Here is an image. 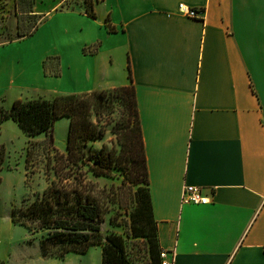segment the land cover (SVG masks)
I'll list each match as a JSON object with an SVG mask.
<instances>
[{"label": "crops", "instance_id": "obj_1", "mask_svg": "<svg viewBox=\"0 0 264 264\" xmlns=\"http://www.w3.org/2000/svg\"><path fill=\"white\" fill-rule=\"evenodd\" d=\"M66 1L34 0L33 34L0 43V99L131 82L159 248L174 264H264V0H94L95 17ZM185 185L210 202H182Z\"/></svg>", "mask_w": 264, "mask_h": 264}, {"label": "trees", "instance_id": "obj_2", "mask_svg": "<svg viewBox=\"0 0 264 264\" xmlns=\"http://www.w3.org/2000/svg\"><path fill=\"white\" fill-rule=\"evenodd\" d=\"M28 1L29 10L20 13L37 19L27 27L17 17L16 37L8 41L30 36L36 30L40 18L31 13L34 0ZM69 1L61 7H69ZM83 1L85 13L95 17L94 0ZM15 7L17 9L16 2ZM43 69L46 75H60L59 57H47ZM128 71L130 79L129 66ZM115 103L119 104L123 116V120L112 126L120 139V151L115 154L112 149L106 150L104 145L98 151H87L93 142L102 138V115L105 111L112 113ZM59 118H67L69 122L64 151L52 167L56 178L31 201L24 198L20 205L12 206L11 222L23 226L31 240H38L44 257L63 258L69 252L84 254L89 247L100 245L101 264H132L128 239H143L147 244L146 264H161L132 83L87 93L31 96L14 100L7 108L0 104V124L12 120L30 141L43 135L42 142L47 148L53 146V124ZM2 156L3 151L0 150V164ZM114 169L120 170L122 183L127 181L135 188L130 189L132 205L124 232L103 233L101 224L105 219V210L94 195L92 183L86 178L88 173L96 177H112ZM0 264L4 263L0 261Z\"/></svg>", "mask_w": 264, "mask_h": 264}, {"label": "rangeland", "instance_id": "obj_3", "mask_svg": "<svg viewBox=\"0 0 264 264\" xmlns=\"http://www.w3.org/2000/svg\"><path fill=\"white\" fill-rule=\"evenodd\" d=\"M56 1L58 0H38V4L44 8ZM69 2L72 7L83 3L81 0ZM28 6V0H0V43L16 37L10 33V28L17 17L23 26L27 27L37 19L20 13L22 10H29ZM53 56L58 55L48 57ZM0 104L9 107L5 100L0 99ZM113 110L110 114L105 111L102 115L103 136L93 142V146L88 147L87 151H98L102 145L106 150H114L115 154L120 151V139L112 126L123 120V116L118 103L114 104ZM67 130L66 118L56 120L53 124V146L47 148L42 142L43 135L30 141L12 120L4 121L0 126V150L3 151L0 164V261L4 264H101L100 245L89 247L84 254L69 252L63 258L44 257L40 252L38 240H31L23 226L11 222L12 206L20 205L24 198L31 201L56 178L52 167L56 164L59 154L64 151ZM84 168L86 169V166ZM86 180L92 183L94 195L105 210V219L101 224L102 232L123 233L128 226L127 214L132 205L130 189L135 186L127 181L122 183V174L118 169L113 170L112 177H96L88 173ZM146 248L145 240L128 239L132 264L148 263Z\"/></svg>", "mask_w": 264, "mask_h": 264}, {"label": "built area", "instance_id": "obj_4", "mask_svg": "<svg viewBox=\"0 0 264 264\" xmlns=\"http://www.w3.org/2000/svg\"><path fill=\"white\" fill-rule=\"evenodd\" d=\"M179 10L189 17H196L197 11L184 4H179ZM181 201L184 203L206 204L210 202L209 197L203 194L202 188L196 185H185L182 190ZM161 264H174V257L168 259V251L161 249L159 252Z\"/></svg>", "mask_w": 264, "mask_h": 264}]
</instances>
